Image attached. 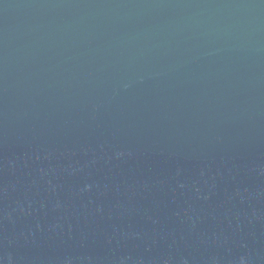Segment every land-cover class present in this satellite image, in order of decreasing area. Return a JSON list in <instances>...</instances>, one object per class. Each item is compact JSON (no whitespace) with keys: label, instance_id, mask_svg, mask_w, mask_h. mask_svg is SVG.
<instances>
[{"label":"water","instance_id":"95a60500","mask_svg":"<svg viewBox=\"0 0 264 264\" xmlns=\"http://www.w3.org/2000/svg\"><path fill=\"white\" fill-rule=\"evenodd\" d=\"M0 264H264V0H0Z\"/></svg>","mask_w":264,"mask_h":264}]
</instances>
